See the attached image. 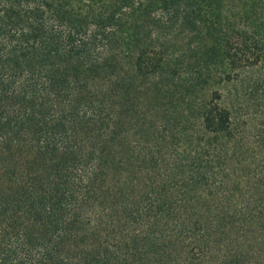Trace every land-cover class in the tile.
<instances>
[{
  "label": "trees",
  "instance_id": "16d2710c",
  "mask_svg": "<svg viewBox=\"0 0 264 264\" xmlns=\"http://www.w3.org/2000/svg\"><path fill=\"white\" fill-rule=\"evenodd\" d=\"M168 1L174 19L157 0H0V264H264V160L238 169L220 97L177 129L142 85L182 75L179 15L204 34ZM233 1L242 26L189 49L188 84L261 62L264 0Z\"/></svg>",
  "mask_w": 264,
  "mask_h": 264
},
{
  "label": "rangeland",
  "instance_id": "374dc122",
  "mask_svg": "<svg viewBox=\"0 0 264 264\" xmlns=\"http://www.w3.org/2000/svg\"><path fill=\"white\" fill-rule=\"evenodd\" d=\"M189 2L199 11L201 23H204L205 30L202 36L198 34L186 33L181 35L177 31H185L182 25V19L179 15L175 28V40L179 44H184L185 54L179 56L184 69L182 75L176 76L174 80L164 73H158L154 80L143 78L142 85L151 86L154 81L165 92V99L160 106L162 117H166L171 128L181 129L183 126L193 127L195 121L200 120L198 110L202 104L214 98L220 97V106L228 109L231 113V129L227 133V140H230V153L234 159L240 160L238 169L249 171L259 169L260 161L264 160V54L261 62L249 69L244 70L239 76L231 75L230 78L224 77L225 74L232 71L226 63L219 64L207 62L202 66V71L206 74V81L196 84H188V79L194 77L191 75L192 62L197 57L193 55L190 48H194L196 55L201 54L211 42L210 34L216 33L220 37V30L225 27L242 26L240 5L232 0H176L174 4L178 8L187 6ZM160 6H166L165 11L160 14L170 12L172 19L176 18L174 14V5H169V1L157 0ZM166 4V5H165ZM163 8V7H162ZM257 11V10H256ZM264 9H258L257 13ZM184 12V11H183ZM159 13V10L158 12ZM256 19V16H255ZM256 23L263 25L259 19ZM168 30V28L166 29ZM186 44V45H185ZM221 62L224 60L218 58ZM167 71L173 69L174 61L166 60ZM163 92V93H164ZM156 108H158L156 106ZM160 111V110H159ZM166 118L162 119L165 122ZM170 135V134H168ZM232 146V147H231Z\"/></svg>",
  "mask_w": 264,
  "mask_h": 264
}]
</instances>
